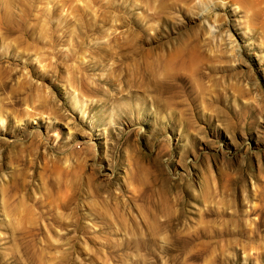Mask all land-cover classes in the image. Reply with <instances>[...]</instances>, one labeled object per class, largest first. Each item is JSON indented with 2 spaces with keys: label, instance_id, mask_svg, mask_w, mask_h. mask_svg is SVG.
<instances>
[{
  "label": "rangeland",
  "instance_id": "1",
  "mask_svg": "<svg viewBox=\"0 0 264 264\" xmlns=\"http://www.w3.org/2000/svg\"><path fill=\"white\" fill-rule=\"evenodd\" d=\"M0 264H264V0H0Z\"/></svg>",
  "mask_w": 264,
  "mask_h": 264
}]
</instances>
